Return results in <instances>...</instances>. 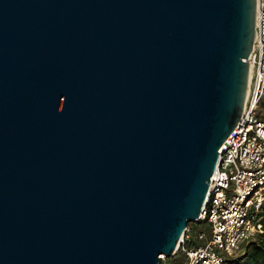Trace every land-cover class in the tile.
<instances>
[{"label": "water", "instance_id": "95a60500", "mask_svg": "<svg viewBox=\"0 0 264 264\" xmlns=\"http://www.w3.org/2000/svg\"><path fill=\"white\" fill-rule=\"evenodd\" d=\"M257 20L258 0H0V264L171 259Z\"/></svg>", "mask_w": 264, "mask_h": 264}, {"label": "built area", "instance_id": "2783aa9c", "mask_svg": "<svg viewBox=\"0 0 264 264\" xmlns=\"http://www.w3.org/2000/svg\"><path fill=\"white\" fill-rule=\"evenodd\" d=\"M251 72L240 122L221 147L198 228L188 224L171 258L181 264H235L264 232V0H258ZM169 259L161 256L160 264Z\"/></svg>", "mask_w": 264, "mask_h": 264}, {"label": "trees", "instance_id": "16d2710c", "mask_svg": "<svg viewBox=\"0 0 264 264\" xmlns=\"http://www.w3.org/2000/svg\"><path fill=\"white\" fill-rule=\"evenodd\" d=\"M261 215L264 223V204ZM175 259L177 260V258H173V260ZM235 264H264V232L247 246L245 254L235 260Z\"/></svg>", "mask_w": 264, "mask_h": 264}, {"label": "rangeland", "instance_id": "374dc122", "mask_svg": "<svg viewBox=\"0 0 264 264\" xmlns=\"http://www.w3.org/2000/svg\"><path fill=\"white\" fill-rule=\"evenodd\" d=\"M190 224H191L192 228H198L199 227V225L197 223H190ZM183 261H184V259H177V260L176 259L175 260L169 259L167 261V264H181Z\"/></svg>", "mask_w": 264, "mask_h": 264}]
</instances>
